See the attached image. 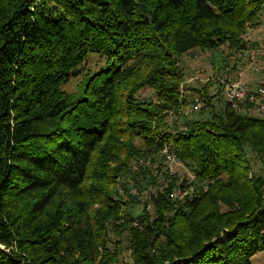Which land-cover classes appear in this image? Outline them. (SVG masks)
<instances>
[{
  "label": "trees",
  "instance_id": "obj_1",
  "mask_svg": "<svg viewBox=\"0 0 264 264\" xmlns=\"http://www.w3.org/2000/svg\"><path fill=\"white\" fill-rule=\"evenodd\" d=\"M263 7L264 0H0V264H250L255 253L264 256V175L252 174L245 152L264 165V119L251 114H264V100L261 110L231 107L218 85L213 95L197 90L201 118L177 116L184 130L164 121L185 104L174 57L224 45L247 50L242 37ZM89 54L103 66L65 92ZM262 79L245 85L251 91ZM144 87L155 101L137 98ZM162 149L189 167L195 194L171 201L176 178L157 184L139 168L142 177L131 179L153 188L152 214L123 212L136 225H118L115 179L127 176L131 160ZM124 232L129 262L117 260L120 238L108 236Z\"/></svg>",
  "mask_w": 264,
  "mask_h": 264
},
{
  "label": "rangeland",
  "instance_id": "obj_2",
  "mask_svg": "<svg viewBox=\"0 0 264 264\" xmlns=\"http://www.w3.org/2000/svg\"><path fill=\"white\" fill-rule=\"evenodd\" d=\"M242 39L247 41V46H249L247 50L232 52L224 45L213 51H205L195 48L180 56L174 57L176 67L182 72L183 76L182 81L178 86L179 101L185 103L183 107L188 108L189 116L191 118H201L202 112L200 108L202 103H200V94H196L197 90L201 92L206 90L209 95H213L216 92L218 85H220L223 90L224 84L219 82V80L224 77L233 81H241L243 84H251V86L252 82L255 84L256 80L264 78V7L260 12L258 24L254 28L247 29ZM102 61L103 60L95 54L87 55L79 66L80 71L74 74L68 83L62 86V89L65 92H76L81 83H83L84 74L87 71L90 72L100 69L103 66ZM233 64H235L234 69H232ZM258 67H262V69ZM252 79L255 81H252ZM222 94L221 91V97ZM137 98L140 100L155 101L153 91L148 87L142 88V90L138 92ZM211 102L214 103L216 101L215 99H212ZM195 104L199 105L197 111L192 110V107ZM179 106L177 107L178 115H173L172 111H168L164 118V121L168 124H172L171 122L174 121L178 126V130L183 126L181 124L183 119L177 117L180 116ZM203 112L205 113V111ZM251 114L258 115V117L264 119V114L256 112H251ZM203 115L206 116V114ZM135 145L138 148L142 147L141 141L138 139L135 140ZM248 150L249 149L245 152L251 161L252 174L264 175V165L254 157L249 156L250 154ZM164 151L165 152H163V149L152 151L131 160L128 164L130 172L127 176L115 179L116 183L113 186L114 198L118 200L120 209L117 220L118 225H136L135 220L125 223V215L123 212H129L134 216L144 209L150 215L152 214L151 204L147 202V194L150 191H153V188H151L150 185H145L144 189H142V187H140V189L135 186L131 179L133 173L139 176V179L142 177L138 172L139 168H147L148 170H151V176L157 181V184H166L173 178H176V186L171 189L169 194V200L171 201L181 200L185 196L195 194L196 190L193 183L197 179L189 167L185 166L183 162L168 153V150L165 149ZM167 155H169V158L166 157ZM158 167L163 171L162 173L165 175V181H162V176L156 172ZM156 176L158 177L155 178ZM250 176L251 173H248L247 179H250ZM182 181H184L185 186H178ZM198 184L200 192L207 189L205 181H198ZM99 227L101 229L106 228L107 230L108 224L102 223ZM102 232L103 231L101 230L99 233L102 234ZM108 236L110 241H115L117 238H120V241L116 245L117 260L120 262H129V252L126 249L124 242L126 233H121L118 236L111 233L108 234ZM110 248L113 250L114 246L113 249L112 246ZM97 259L98 258L95 255V262ZM249 261L250 264H264V256L262 253L258 252L252 255Z\"/></svg>",
  "mask_w": 264,
  "mask_h": 264
},
{
  "label": "built area",
  "instance_id": "obj_3",
  "mask_svg": "<svg viewBox=\"0 0 264 264\" xmlns=\"http://www.w3.org/2000/svg\"><path fill=\"white\" fill-rule=\"evenodd\" d=\"M255 70V69H253ZM224 84L223 96L224 100L230 104L231 107H235L240 103H255L256 109L261 110L263 108L264 100V78L257 84L256 88L249 90L248 86L243 84L241 81H233L224 77L219 80ZM180 114L186 116L188 114V108L180 107ZM192 110L197 111L198 105H194ZM185 127H181L184 130ZM163 152H165L163 150ZM169 158V155L166 156Z\"/></svg>",
  "mask_w": 264,
  "mask_h": 264
},
{
  "label": "crops",
  "instance_id": "obj_4",
  "mask_svg": "<svg viewBox=\"0 0 264 264\" xmlns=\"http://www.w3.org/2000/svg\"><path fill=\"white\" fill-rule=\"evenodd\" d=\"M252 81H255L254 79H252ZM256 83H257V81H256ZM252 84H254L253 82H252Z\"/></svg>",
  "mask_w": 264,
  "mask_h": 264
}]
</instances>
